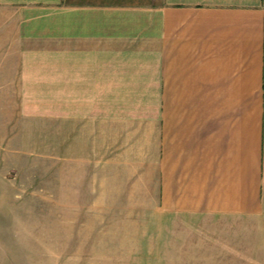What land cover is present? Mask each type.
<instances>
[{"label":"crops","instance_id":"0c3cea01","mask_svg":"<svg viewBox=\"0 0 264 264\" xmlns=\"http://www.w3.org/2000/svg\"><path fill=\"white\" fill-rule=\"evenodd\" d=\"M0 92L100 123V202L264 235V0H0Z\"/></svg>","mask_w":264,"mask_h":264},{"label":"rangeland","instance_id":"374dc122","mask_svg":"<svg viewBox=\"0 0 264 264\" xmlns=\"http://www.w3.org/2000/svg\"><path fill=\"white\" fill-rule=\"evenodd\" d=\"M13 95L0 92V264H264L255 218L100 202V123L20 124Z\"/></svg>","mask_w":264,"mask_h":264}]
</instances>
